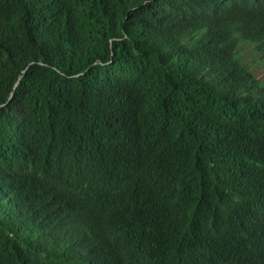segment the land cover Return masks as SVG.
Here are the masks:
<instances>
[{
    "label": "trees",
    "instance_id": "1",
    "mask_svg": "<svg viewBox=\"0 0 264 264\" xmlns=\"http://www.w3.org/2000/svg\"><path fill=\"white\" fill-rule=\"evenodd\" d=\"M264 0H0V264H264Z\"/></svg>",
    "mask_w": 264,
    "mask_h": 264
},
{
    "label": "rangeland",
    "instance_id": "2",
    "mask_svg": "<svg viewBox=\"0 0 264 264\" xmlns=\"http://www.w3.org/2000/svg\"><path fill=\"white\" fill-rule=\"evenodd\" d=\"M262 52L257 51L254 46L245 45L243 55L251 61V68L256 75L264 80V60L260 58Z\"/></svg>",
    "mask_w": 264,
    "mask_h": 264
}]
</instances>
